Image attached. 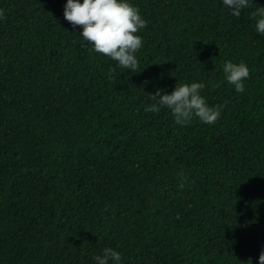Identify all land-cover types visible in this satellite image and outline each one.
Returning <instances> with one entry per match:
<instances>
[{"label":"trees","instance_id":"trees-1","mask_svg":"<svg viewBox=\"0 0 264 264\" xmlns=\"http://www.w3.org/2000/svg\"><path fill=\"white\" fill-rule=\"evenodd\" d=\"M80 3L83 0H79ZM136 72L91 50L66 0H0V264H258L264 250V36L222 0H129ZM264 7V0H251ZM250 78L237 93L226 61ZM203 83L215 124L147 94ZM111 264V262H110Z\"/></svg>","mask_w":264,"mask_h":264},{"label":"clouds","instance_id":"clouds-1","mask_svg":"<svg viewBox=\"0 0 264 264\" xmlns=\"http://www.w3.org/2000/svg\"><path fill=\"white\" fill-rule=\"evenodd\" d=\"M222 4L231 9L235 17L243 9L253 8L250 18L255 21V31L264 36V7H257L251 0H222ZM4 17L0 10V19ZM63 18L73 29L81 28L80 37L91 45V50L115 62L109 68L110 79H115L116 68L136 72L139 68L137 53L144 47L143 38L138 33L147 27L139 9L129 0H66ZM222 71L228 84L233 85L237 93L245 91L243 81L250 78V71L244 62L223 63ZM203 83L176 84L170 94L156 91L147 94L151 103L145 107L146 112L159 113L168 109L175 122L181 126L190 123L194 118L206 125H212L220 118L224 105L210 107L201 95ZM95 264H121L122 254L111 247L103 249L102 254L93 257ZM258 264H264V250H261Z\"/></svg>","mask_w":264,"mask_h":264}]
</instances>
